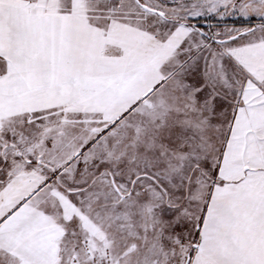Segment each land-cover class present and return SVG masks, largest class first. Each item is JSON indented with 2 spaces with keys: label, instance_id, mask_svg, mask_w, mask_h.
<instances>
[{
  "label": "snow or ice",
  "instance_id": "obj_1",
  "mask_svg": "<svg viewBox=\"0 0 264 264\" xmlns=\"http://www.w3.org/2000/svg\"><path fill=\"white\" fill-rule=\"evenodd\" d=\"M0 264H264V0H0Z\"/></svg>",
  "mask_w": 264,
  "mask_h": 264
},
{
  "label": "rangeland",
  "instance_id": "obj_2",
  "mask_svg": "<svg viewBox=\"0 0 264 264\" xmlns=\"http://www.w3.org/2000/svg\"><path fill=\"white\" fill-rule=\"evenodd\" d=\"M230 23H231V21H230Z\"/></svg>",
  "mask_w": 264,
  "mask_h": 264
}]
</instances>
